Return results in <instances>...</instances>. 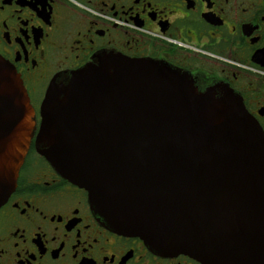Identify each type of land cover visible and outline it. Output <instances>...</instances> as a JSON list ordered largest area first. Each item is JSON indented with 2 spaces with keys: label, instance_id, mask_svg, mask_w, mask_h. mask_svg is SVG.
I'll list each match as a JSON object with an SVG mask.
<instances>
[{
  "label": "water",
  "instance_id": "obj_1",
  "mask_svg": "<svg viewBox=\"0 0 264 264\" xmlns=\"http://www.w3.org/2000/svg\"><path fill=\"white\" fill-rule=\"evenodd\" d=\"M40 122L0 57V207L34 138L117 234L200 264H264V133L231 89L198 92L158 62L102 54L52 82Z\"/></svg>",
  "mask_w": 264,
  "mask_h": 264
},
{
  "label": "flooded vegetation",
  "instance_id": "obj_2",
  "mask_svg": "<svg viewBox=\"0 0 264 264\" xmlns=\"http://www.w3.org/2000/svg\"><path fill=\"white\" fill-rule=\"evenodd\" d=\"M102 54L158 62L198 92L238 95L264 133V0H0V57L34 109ZM0 264H200L110 230L87 192L60 176L32 138L0 207Z\"/></svg>",
  "mask_w": 264,
  "mask_h": 264
}]
</instances>
